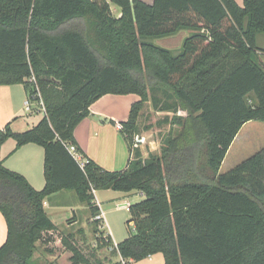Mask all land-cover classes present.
<instances>
[{
  "label": "trees",
  "instance_id": "1",
  "mask_svg": "<svg viewBox=\"0 0 264 264\" xmlns=\"http://www.w3.org/2000/svg\"><path fill=\"white\" fill-rule=\"evenodd\" d=\"M111 4L121 8L118 17ZM181 30L190 34L179 51L153 41ZM260 32L264 0H0V85L25 84L30 97L38 87L46 111L30 128L16 132L8 122L0 130V145L13 138L16 148H44L45 178L36 189L0 160L7 224L0 264H33L37 242L57 228L44 207L53 194L74 191L95 218L92 189L144 195L130 205L133 227L118 244L95 219L99 246L127 263L162 253L165 264H264V147L220 173L244 124L264 121ZM131 93L141 99L121 132L132 158L108 170L83 152L74 131L102 96ZM147 102L174 115L160 152L144 157L134 141ZM62 242L72 264H94Z\"/></svg>",
  "mask_w": 264,
  "mask_h": 264
},
{
  "label": "crops",
  "instance_id": "2",
  "mask_svg": "<svg viewBox=\"0 0 264 264\" xmlns=\"http://www.w3.org/2000/svg\"><path fill=\"white\" fill-rule=\"evenodd\" d=\"M143 1L153 3L154 0ZM236 2L241 6L244 5V0H236ZM111 10L116 17L121 14V8L120 11H115L112 4ZM262 33L263 32L258 33L256 44L258 48L262 49L259 50V60L264 64V44H262L263 42L260 43L262 38L261 36H264ZM189 34V30L186 32L182 31V33L179 34L180 37L172 38L168 41L166 40L164 42L165 44L162 46L173 51H179L184 38ZM18 90H25L27 97H29L27 86L25 84L0 85V92L5 93L8 100L7 108L5 109L3 117L0 119V130L3 129L8 122H11L12 129L19 132L34 126L39 121V119L28 121V115L22 116L19 111L9 109V106H11L12 102H14V94ZM140 99L141 97L135 93L125 95L106 94L90 106L91 114L84 118L75 128L74 135L83 152L105 169L122 170L127 167L129 160L132 158L128 143L126 142L118 124L128 120L132 104ZM29 113L36 114V112ZM141 114L142 111L140 112L139 120L141 118ZM240 132L237 134L235 139L239 138ZM140 138L141 142L139 140ZM136 141L138 144L136 147L141 149L144 157H147L149 152L156 153L158 144L160 143V141L154 136L153 128H146L141 130V132L139 131ZM16 145V140L13 138H9L2 145H0V160H3L6 167L25 175V177L36 189H42L45 186L44 148L35 143H28L20 148H16ZM82 158L85 159L83 155ZM99 192L102 196L104 194L103 192H106L105 194L108 195V198H106V196L105 198H99L97 196V193ZM133 192H122L112 189L96 190L95 192L94 205L99 207L100 214L103 217L100 221L99 228L105 233L104 235L109 234L115 244H118L122 240L126 239L129 236V233L124 234L121 240H115L114 230L108 222L106 209L114 203L115 206L114 208L111 207V209H124L130 212L129 208L132 204L130 196ZM139 193L144 198L143 193L140 191ZM47 199H49V201ZM77 203L80 205H77ZM74 206L83 208V205L80 203L77 194L74 191L63 190L49 196L44 201L45 210H47V208H67L65 210H73V214H76V209L73 208ZM80 208H77V210ZM88 208L90 209L89 206ZM49 216L53 218L51 215ZM91 218H93V216H91ZM54 222L58 226L57 222ZM74 222L76 224L79 221ZM56 232L57 231L55 230L47 232V238L49 237L53 240V238L56 237ZM6 236L7 224L3 214L0 212V246L5 242ZM97 236L98 234H96V237ZM51 240L47 243L44 242V246H47L48 248V246L52 243ZM108 249V247H103L102 251ZM110 259H112L113 262L122 261V257L116 253L113 257H110ZM127 264H165V259L162 253H156L139 261L130 259Z\"/></svg>",
  "mask_w": 264,
  "mask_h": 264
},
{
  "label": "rangeland",
  "instance_id": "3",
  "mask_svg": "<svg viewBox=\"0 0 264 264\" xmlns=\"http://www.w3.org/2000/svg\"><path fill=\"white\" fill-rule=\"evenodd\" d=\"M112 6L115 11H120V8L117 5L112 4ZM182 31L186 32L187 30H181L175 35L154 39L153 41L157 44L163 45L165 44L164 42L166 40L168 41L169 39L180 37L179 34H181ZM262 35H264V32L262 33ZM261 37L262 38L260 40V43L263 42L262 44H264V36ZM27 98L29 97H27L25 90H18L14 94V102H12L11 106H9V109L19 111L22 116L28 115V121L36 119L40 120L45 114L44 110L42 109L43 106L40 103H36L33 108L36 114L29 113L25 108V101L27 100ZM7 102L8 100L5 93L0 92V119L3 117L5 109L7 108ZM141 111V118L138 121L139 131L141 132V130L146 128H153L155 138L160 141L156 150V153H159L161 148V140L163 136L170 130L172 122L171 119L174 114L172 112L158 113L153 109L150 102H147ZM174 127L177 128V126ZM137 137L138 134L135 135L134 147H136L137 144ZM263 147L264 121L251 120L246 122L241 129L239 138L235 139L232 146L230 147L222 163L220 173L228 172L241 162L245 161L247 158L251 157ZM103 193V196L100 194V192L97 193V196L99 198H105V196L106 198H108V195L105 194L106 192ZM141 199H143V197L141 196L139 191L134 190V192L130 196V201L132 203H135L140 201ZM47 200L49 201V199ZM80 203L83 205V208L75 206L73 207L76 209V214H73V210H65L67 208H47V214L51 215L54 218L52 219L58 224L55 230L57 231L55 233L56 237L51 240L52 243L48 246V248L47 246H44V242H37V248L33 256V264H72L70 260L72 252L68 250L66 245L62 242L63 238H67L75 245H77L85 253V255L93 261L94 264H96L95 261L97 258L103 260L105 264L113 262L112 259H110V257L114 256L112 250L109 248L108 250L102 251L103 247L99 246V241L95 233V218H91V210L88 208V205L86 203ZM112 204V206H109V208L106 209V214L108 222L114 230L115 240L119 241L124 234L129 233V228L133 227V224L128 227L127 221L130 219L129 211H126L124 209L113 210L111 209V207L114 208L115 205L114 203ZM77 205L80 204L77 203ZM77 208L80 209L77 210ZM73 220L79 222L75 224Z\"/></svg>",
  "mask_w": 264,
  "mask_h": 264
},
{
  "label": "built area",
  "instance_id": "4",
  "mask_svg": "<svg viewBox=\"0 0 264 264\" xmlns=\"http://www.w3.org/2000/svg\"><path fill=\"white\" fill-rule=\"evenodd\" d=\"M30 81H32L33 83H36V80H35L34 77L31 78ZM36 89H37V92H36L33 96H31V97L29 96V98H27V100L25 101V108H26V110H27L28 112H35L34 109H33L34 106H35V104H36V103H40V104L43 106L42 109L44 110V113H45V112H46V111H45V105H44V102H43V100H42L41 93H40L38 87H36ZM118 126H119L120 129L123 128V125H122V124H118ZM139 140H140V142H141V138H140ZM137 145H138V144H136V146H137ZM68 149H69V151L72 153V155L75 157V159H77V160L80 162V164L83 166V165L85 164L86 160L82 158V155H81V153L78 151L76 145H75V144H70V145L68 146ZM92 192H93L94 195H95L96 190H95V189H92ZM95 219L101 221V220L103 219V217H102V215L99 213V214L95 217ZM121 262H122V264H127V262H126L124 259H122Z\"/></svg>",
  "mask_w": 264,
  "mask_h": 264
}]
</instances>
